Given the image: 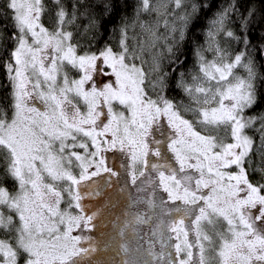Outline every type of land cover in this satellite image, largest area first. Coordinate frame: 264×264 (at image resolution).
Returning <instances> with one entry per match:
<instances>
[{"label": "snow or ice", "instance_id": "snow-or-ice-1", "mask_svg": "<svg viewBox=\"0 0 264 264\" xmlns=\"http://www.w3.org/2000/svg\"><path fill=\"white\" fill-rule=\"evenodd\" d=\"M213 6L0 0V264H82L100 212L84 198L113 183L155 209L148 264H264V0L216 8L189 66Z\"/></svg>", "mask_w": 264, "mask_h": 264}, {"label": "rangeland", "instance_id": "rangeland-1", "mask_svg": "<svg viewBox=\"0 0 264 264\" xmlns=\"http://www.w3.org/2000/svg\"><path fill=\"white\" fill-rule=\"evenodd\" d=\"M43 22L45 23L44 20ZM140 39L143 40L144 37L141 36ZM205 56L209 60L212 59L211 52L206 51ZM109 71V68L104 66V72L96 74L98 84H101L109 79H113V77L109 75ZM234 71L241 74L243 73V70L239 67L234 69ZM73 75H75V73H73ZM102 76L104 78L103 81L101 80L100 82L99 79H101ZM213 84H215V81H213ZM201 99H203V97H201ZM115 106L119 107L118 103ZM102 111L106 114V106H104ZM102 118H106V116H102ZM247 131L251 132L252 129L249 128ZM114 151L115 150L113 149L107 150L109 166H112L114 163L111 156ZM118 187L119 186L115 183H113L111 187H105L102 185L99 190V195L84 198L85 203L95 204V206L100 209V212L95 218V227L89 232V234L95 237L97 241L96 249L95 251L81 257L82 264H91V262L97 261H104L105 264H123V261L125 260L124 254L126 252L121 247L122 244L126 245L127 249L131 246H136L140 247V250L145 251L148 248L143 243L144 240L142 241V239L146 236V233L144 232V222L137 224V222L131 220V214L138 212L136 210L140 208V202L133 204L129 200L127 193L121 191V189L119 190ZM133 191L135 190L133 189ZM129 204L131 205V209L128 207ZM125 219H129L133 224H136L135 231L132 227L124 225ZM154 223L155 219H153L152 225H154ZM122 227L124 232H120ZM102 230H106V232H102ZM172 239L174 241L175 238L173 237ZM84 246L87 245L85 244ZM146 257L149 258L150 256L145 254L144 258Z\"/></svg>", "mask_w": 264, "mask_h": 264}, {"label": "trees", "instance_id": "trees-1", "mask_svg": "<svg viewBox=\"0 0 264 264\" xmlns=\"http://www.w3.org/2000/svg\"><path fill=\"white\" fill-rule=\"evenodd\" d=\"M66 3H71V0H65ZM133 0H129V4H131ZM227 0H213V8L208 10L207 12H200L198 17L194 18V21L189 26V30L186 35V43L181 44V50H186V56H187V63L189 66L194 64V53L192 51V48L195 46V44H200L205 39V30L210 27V19L212 17L213 12L216 10V8L220 7L222 4H225ZM46 25L48 26V20L47 18L44 19ZM235 26V25H233ZM106 39H110L107 34H105ZM115 41L113 40V43ZM233 48H235V45H232ZM103 76L100 80L103 81ZM191 78V77H189ZM7 80L5 76V69L3 66H0V97L4 95L9 89L6 87ZM187 99V97H185Z\"/></svg>", "mask_w": 264, "mask_h": 264}, {"label": "flooded vegetation", "instance_id": "flooded-vegetation-1", "mask_svg": "<svg viewBox=\"0 0 264 264\" xmlns=\"http://www.w3.org/2000/svg\"><path fill=\"white\" fill-rule=\"evenodd\" d=\"M119 188V190H120V187H118ZM110 201V200H109ZM123 204H124V202H123ZM124 207V206H123ZM129 209H131V205L129 204ZM155 209H153V208H151L148 204H147V201L145 200V201H142V202H140V208L139 209H137L136 211H138L137 213H143L144 214V216H145V221H144V227H145V230H144V232L146 233L145 235L147 236V237H151V238H147L146 236L143 238V236H142V241L144 240V244H145V246L146 247H148V243H147V241L149 240V239H153L154 241H155V247H156V249L157 250H159V248H160V244H159V239H160V237L159 236H153L152 234H151V232H152V222H153V219H155L154 217H152V218H150V220H149V218H148V216H149V213L150 212H152V211H154ZM105 213V212H104ZM152 220V221H151ZM102 232H106V230H102ZM121 232V231H120ZM124 232V231H123ZM148 249V248H147ZM126 253L124 254V258L125 259H128V260H135V261H144L145 262V264H148V261H150V260H152L153 258H152V256H151V254L150 253H148V251L147 250H145V251H143V250H140V247H136V246H131L130 248H128L127 249V251H125ZM145 254L147 255V256H150L149 258H144V256H145ZM151 258V259H150ZM157 258V260H159V257H156ZM96 261V260H95ZM86 262H88V261H86ZM91 264H105L104 263V261H97V262H91Z\"/></svg>", "mask_w": 264, "mask_h": 264}]
</instances>
